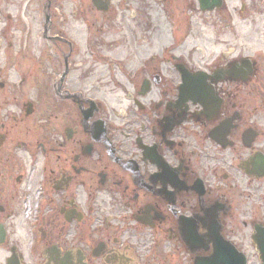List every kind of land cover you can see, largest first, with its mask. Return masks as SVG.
Returning a JSON list of instances; mask_svg holds the SVG:
<instances>
[{
    "label": "flooded vegetation",
    "instance_id": "obj_1",
    "mask_svg": "<svg viewBox=\"0 0 264 264\" xmlns=\"http://www.w3.org/2000/svg\"><path fill=\"white\" fill-rule=\"evenodd\" d=\"M179 1L152 2L161 45L129 0H0L4 68L20 54L31 85L0 181L38 200L28 256L4 225L0 264H264V0L185 2L199 43Z\"/></svg>",
    "mask_w": 264,
    "mask_h": 264
},
{
    "label": "rangeland",
    "instance_id": "obj_2",
    "mask_svg": "<svg viewBox=\"0 0 264 264\" xmlns=\"http://www.w3.org/2000/svg\"><path fill=\"white\" fill-rule=\"evenodd\" d=\"M68 1V0H66ZM90 1V0H88ZM191 1L195 0H180L178 4V9L177 13L180 11L184 13L186 16H191L192 17V22H193V31L191 32L190 36H192V40L194 43L196 42V39L200 36V28L201 26L199 25V15L198 14H192L189 8H183V5H185ZM122 2V1H121ZM153 0H129V7H134L136 10L141 13V17H143L145 20H148L149 18L151 19V28L148 32V34H154L157 37H160V44L164 45L166 43V38H170L167 33V29L162 26V23H160L159 17H162V14L160 12V9L155 6L154 3H152ZM10 10L11 13L17 14L19 17L22 15L21 21L18 23L16 20H13L11 23L12 29L10 33H14L15 37H11L12 40L16 39V35L19 37V33H27L28 28L24 30V25L27 23L26 17H25V8L22 9V13L19 12L17 8H12L8 9ZM16 10V12H14ZM129 15V11H128ZM4 20L1 21L0 23V31L2 26L7 27L9 25L10 29V24H4ZM10 23V22H9ZM36 20H34V27L33 30L36 32ZM261 30V28H260ZM198 43H199V39ZM22 46L19 45V41H17V49L21 48ZM0 82H4L5 86L4 88L0 87V119H7L6 117L9 114H16L17 119L20 116H23L20 107L23 106V101L26 100V95H28V87L31 85L26 82L21 81L22 80V75L25 72V66L26 62L23 56L20 54L14 53V60L13 62H16L21 67V70L18 71L16 69L13 71L11 68L10 71H7L4 68V60H3V55L0 52ZM19 60L16 59V58ZM36 72V70L34 71ZM9 74V75H7ZM34 83V82H33ZM38 90V89H37ZM30 91H35V88L32 87L30 88ZM34 94V93H32ZM20 105V106H19ZM26 131L25 128V122L23 124H18L17 126V133L18 135H24ZM17 157L19 158L18 162H22L23 164L25 163V153L24 149H19L17 148ZM0 206H3L5 208V211L0 212V222L4 223L7 230H8V237L9 241L11 243H15L20 248L22 251L28 256V245L29 241L31 238V233H30V228H29V222L31 221V216L28 214V212L31 208H35V204L37 205V198L34 199L33 197L31 198V208L27 210V192L29 191L26 185L24 184L22 187L18 188V191L20 189V192H24L22 194L21 198H18L16 191L13 190V185H10L8 182L7 176H5V172L2 175V179L0 181ZM19 203V204H18ZM17 208V209H16ZM19 208V209H18ZM27 208V209H26ZM11 210H14L11 212ZM5 250L0 251V257L4 254ZM6 254V252H5Z\"/></svg>",
    "mask_w": 264,
    "mask_h": 264
},
{
    "label": "water",
    "instance_id": "obj_3",
    "mask_svg": "<svg viewBox=\"0 0 264 264\" xmlns=\"http://www.w3.org/2000/svg\"><path fill=\"white\" fill-rule=\"evenodd\" d=\"M94 1H97V0H94ZM201 2L203 1V0H200ZM208 0H204V8H206V7H209V8H212L213 6L212 5H210V6H206V2H207ZM217 2L219 1V0H216ZM0 209H2L1 207H0ZM0 232H4L2 229H0Z\"/></svg>",
    "mask_w": 264,
    "mask_h": 264
}]
</instances>
